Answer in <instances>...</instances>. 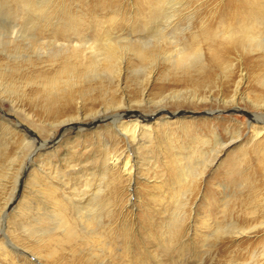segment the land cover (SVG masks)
<instances>
[{
    "label": "rangeland",
    "instance_id": "obj_1",
    "mask_svg": "<svg viewBox=\"0 0 264 264\" xmlns=\"http://www.w3.org/2000/svg\"><path fill=\"white\" fill-rule=\"evenodd\" d=\"M148 1L0 0V37L11 32H27L41 42L53 41L55 35L62 41L64 27L71 17L77 21L83 19L86 26L80 33L86 32L94 40L103 33L99 28L117 11L120 26L114 27L115 30L138 32L137 24L140 27L147 17V12L143 13ZM178 1L183 4L179 10L196 5L195 18L186 21L177 12L176 19L180 20L174 19L167 27L169 35H163L147 49L154 59L142 62L134 55L141 41L136 44L132 41L130 49H135L124 55L129 68V78L123 83L125 106L139 111L143 117L157 114L152 122L156 135L149 146L147 144L136 153L137 158L132 162L136 169L131 182L123 172L104 169L107 150L121 153L127 148L126 142L119 143L109 133L113 132L108 130L112 121L96 122L87 118L76 128L51 126L56 123L54 111L57 106L65 108L61 105L66 100L60 97L56 100L41 80L54 77L56 68H46L49 66L45 63L49 61L45 56L39 60L29 52L31 58L28 60L24 41L14 43L18 49L11 43L8 53L0 42V82L14 92L6 94L0 90V245L4 243L10 247L6 252L11 254L10 260L0 254V264H264V135L258 140L252 136L253 127H264V102L261 103L264 101V51L237 49L226 37L227 31L236 32L240 25L249 23L248 20L258 21V32L264 34V5L257 4L238 19L233 12L242 6V0ZM168 36L178 38L179 47L186 46L188 54L196 53L198 48L205 51L206 66L210 60L208 53H215L214 50L220 54L232 48L241 50L230 53L229 61L234 65L232 77L227 78L225 71L214 66L205 77L200 66L185 70L165 62L158 54L160 48L175 47ZM69 57L65 55L58 62V67L65 72L66 68L67 72L71 69L67 64ZM149 62L155 63L156 71L153 69L154 77L144 85L146 103L140 107L136 104L143 99L140 82L146 77L144 73L133 74V69L148 67ZM79 70L81 73L84 69ZM258 76L262 80H258ZM75 81L74 98L83 99L85 115L90 114L93 104L102 111L109 106V98L120 100L121 95H114L113 86L109 87L106 80L90 84L81 82V85L77 78ZM102 89L109 90L110 94H102ZM177 90L183 92V99H170L169 94ZM196 95L205 100H191ZM163 96L165 102L157 104ZM48 98L50 103L51 100L59 101V105L50 106ZM231 100L234 106L224 103ZM148 101L152 103L147 105ZM257 103L262 106L257 108ZM180 105L188 112L187 118L172 117L169 129L158 128V122L167 117L160 108L172 114ZM136 120H139L137 116L125 118L127 122ZM14 127L30 130L36 138L27 144L29 140L26 141ZM213 134L220 143L217 144ZM201 139L209 143L205 145ZM188 166L203 177L196 179L192 175L182 182L181 169L189 170ZM113 174L119 178L115 184L111 183ZM60 175H66L64 181L58 179ZM83 175L93 181L92 185L86 181L93 188L87 190L85 196H76L85 189L84 179L76 182ZM103 178L107 189L95 194L96 184ZM52 186L58 190L55 197H52ZM75 189L79 191L76 194ZM94 196L101 201L111 199L114 205L111 210L107 207L101 212L95 234L94 228L84 229L79 211ZM57 198L62 200L67 218L75 226L76 238L70 242L65 241L68 228L55 224ZM81 199L85 203L80 205ZM44 232H49V237L40 241ZM235 232L243 235L236 236Z\"/></svg>",
    "mask_w": 264,
    "mask_h": 264
},
{
    "label": "bare ground",
    "instance_id": "obj_2",
    "mask_svg": "<svg viewBox=\"0 0 264 264\" xmlns=\"http://www.w3.org/2000/svg\"><path fill=\"white\" fill-rule=\"evenodd\" d=\"M242 1H243V3H241L242 6L237 7L236 8L237 10H234V12H233V15H235L238 19H239V17H242L244 14H246L250 9H252L257 4L258 5H264V0H242ZM236 2H239V1H236ZM180 3H182V2H180L178 0H150V1L146 2V11H144L143 14L145 15L146 14L145 12H147V17L146 18H144V16L142 17L144 19H143V23L140 27L137 24L136 29L138 30V32H118V30H115L114 27L120 26V24L117 23V18L120 17V13L117 11L114 13L113 18L108 19L105 22L104 26L102 28H99V30L101 29V32L103 31V33H100L99 36L94 37V40H92V38L87 35L88 33H86V32H84V34L80 33V30L86 26L83 19L80 21L79 20L77 21L71 17L68 18L69 19L68 25L66 27H64L65 28V30H63L64 39L62 41H59V39L57 38L58 36L55 35L53 41L48 40L47 42H41L42 40H40V41L37 40V36H35L33 33H27V32H23L20 34L11 32L10 34H7L4 37H0V42L3 44V47L6 48L4 50L5 53H8L7 50H8V47L11 46L10 45L11 43L13 45H15L14 43L18 44V42L24 41L25 42V45L23 46V47H25L24 53L27 54L26 58L28 60L31 58L29 52L33 56L35 55L39 60H41L42 57L45 56V59H47L49 61L48 64L45 63V65L49 66V67L46 66V68H49V69L50 68H53V69L56 68L57 71H56L54 77H48V78L42 79L41 81H43V83H44V85H43L44 88H47L48 90L53 92L52 94H54V96H56V100H57V97H60L63 101L66 100L64 105H61V104L60 105L66 106L68 109L66 107L65 108H58L60 106H57L56 111H54L55 115L53 118L56 123H53L51 126H56V128L57 127H60V128H66V127L76 128L79 124L83 123L87 118H92V120L96 121V122H100V120H102V119H108L109 121L110 120L112 121L113 124H112V126H110L108 128V130L112 129L113 132H109V133H112V137L115 136L118 139L119 143L126 142L127 148L125 151H122L121 153H118L115 151L113 152V150H112V152L107 150L105 153V158H104V161H105L104 162V164H105L104 169L107 172L111 171L113 173L123 172V173H125L124 176L128 177L127 179L130 178V182L132 181L131 177L134 174V171L136 169L135 168L136 164H132V162L135 161L137 158L136 153L141 148L143 149L147 144L149 146V144H151V139H153V137L156 135V130L154 128L155 126L152 124V122L155 120L154 116H156L157 114H155L154 116H150V117H147V116L143 117L140 115L139 111H137V110L133 111L129 106H127V105L125 106L126 99L124 98V95H122V93H124V91H125L123 83L125 82V79L127 80L129 78V76H128V74H129L128 69L129 68H127V62H126L124 55L129 54V52H131L132 50L135 49V48L130 49L131 45H132V41H133V43L141 41L143 43H139L140 48H139V50L134 52V55L138 59H140L142 62H145L146 60H151L154 57V55H153V53L147 51V49L151 46V44H153L154 42H158L160 39H162L163 35L168 34L167 27H170L172 25L171 22L177 18V15H178V14L176 15L177 12H180L181 16L186 21H188V19L190 20V19L195 18V16H196V7L195 6L196 5L194 7H192V6L188 7L187 6L188 8L186 7L183 10H179V9H181V7H183V4H180ZM78 13H80V12H78ZM91 16H92V14H91ZM261 17H263V16H261ZM131 18H132V16H131ZM101 20L98 21L97 25L100 24ZM178 20H180V19H178ZM237 21L238 20H235L236 23H237ZM248 21H249V23H246V24L244 23V24L240 25L239 29L236 32H234L235 30L227 31L226 32L227 33L226 37L228 38L227 40H229L232 44H234L237 49H243L244 48V50H248V49L253 50V51L258 50V51L262 52V51H264V34L261 35L260 34L261 32L260 33L258 32V29H259L258 25H260V23L258 21H253V20H248ZM89 23H90V21H89ZM129 25L131 26L132 23L128 24V27H130ZM89 28L91 29L92 25L89 26ZM175 29H177V28H175ZM133 34H137L136 37H133ZM177 34H179V32ZM217 34L220 35V31ZM93 35H94V33H93ZM167 39L169 40L170 44H172L173 46L175 45V47L170 49V50H164V49L160 48V51L158 54L161 55V57L163 58V60H165V62H171L172 65L180 66L181 68H183L185 70L197 68L196 66H200V69L202 70L203 74L205 75V73H206L205 77L210 75V73L212 71L211 67L214 66V67H217L218 69L220 68L223 71H225V73L227 74V78L232 77V70H233L234 65L232 64V62L229 61L230 53L231 52L236 53V52H239L241 50H237L235 48H232V49H228V51H223L222 54H220V52L218 50L217 51L214 50L215 53H213V51L208 53L210 60H209V64H208L209 66H206L207 65L206 64L207 53L205 51L200 50L198 48L196 50V53L188 54L187 53L188 48H186V46L185 47L184 46L179 47L180 46V40L178 38L168 36ZM34 42L37 43V44H35V46H34ZM2 44H1V46H2ZM246 46H248V47H246ZM14 48L18 49L19 47H18V45H15ZM189 48L191 49V47H189ZM21 49H23V48H21ZM258 51H256V52L258 53ZM22 53H23V51H22ZM19 54L21 55V53H19ZM65 55L70 56L69 57L70 61L67 64H70L71 69L67 72L68 68H66L67 73L65 72L64 68L58 67V64H60L58 62L60 60L64 59ZM154 65H155V63L150 64V62H149L148 67H138L137 69H133V74L144 73V76L146 77L142 82H140V85H142L141 86L142 87V89H141L142 96L141 97L143 99H141L140 102L136 103L140 107L142 106L143 103H146V100H145L146 89H145L144 85L146 82L150 81L154 77V74H155L154 73V70H155ZM172 65H171V67H172ZM79 68L84 69V70L83 71L81 70L82 72L79 73L80 72ZM145 68H147V70L149 69V71L144 70ZM194 70H196V69H194ZM206 70H209V71H206ZM217 71H220V70H217ZM64 72L66 73L65 74L66 78L62 77V74ZM172 72H173V70H172ZM79 74H80V76L78 77ZM135 76H137V75H135ZM76 78L80 81V85H81V82L84 84H86V83L90 84L92 81L106 80L108 82L109 87L113 86L112 93L114 95H118V94L121 95L120 100L118 102H116L118 100V98H114V97H113L114 99L109 98L111 103L108 102L109 106L106 104L108 106V107L106 106L107 109L106 110L102 109V111L98 110L95 107V105L93 104V106L90 108V111H89L90 114L85 115V113H84L85 104H84L83 99L82 98L81 99H78V98L75 99L74 98L75 96L73 93V89H75V87L77 86V84L75 83ZM200 78H201V76H200ZM209 79H210V77H209ZM257 79L262 80V77L258 76ZM194 87H196V86H194ZM101 88H103V87H101ZM147 88H148V85H147ZM0 90L6 94H10V93L14 94L12 89L9 88L7 85L4 86V84L2 82H0ZM104 92L106 95L110 94L109 90L104 91V89H102V94H104ZM81 93L79 91V95ZM81 97H82V95H81ZM163 97L159 98V100L157 101V104H163L165 102L166 99H165V97L164 98ZM168 97L172 100L178 101L180 99H183L184 94L182 91L177 90V92L173 91L172 93H170ZM197 97H199V96H197V95L193 96V99H191V97H189V100L190 99L195 100L194 98H196V100H198L199 102L202 100H205V99H199ZM126 98H127V96H126ZM184 99H186V98H184ZM51 102L52 103H50V99L48 98L47 103H49V105L51 104L50 106H52V107L56 106L55 104L59 105V103H58L59 101L51 100ZM263 102L264 101H262L261 103H263ZM151 103H152V101H148L147 105H150ZM224 103L227 104L228 106H232L233 104H235L233 100L228 101V102L225 101ZM255 106L258 108L262 105L257 103ZM102 108H103V106H102ZM183 108H185V107L180 105V107L176 110L175 113L170 114V112H167L164 107H161L160 112L167 115V117L163 120H160V122H158V128L169 129L171 126L170 119H173V118L175 119L179 116H185L186 114H188V112H186V110H184ZM72 109H74L76 113L72 114ZM109 112H111V113H109ZM130 116H137V118L139 120L131 121V122L125 121V118H127V117L129 118ZM168 117H170V118H168ZM154 123H156V122H154ZM180 124H179V126L182 125V124L181 125ZM204 126H206V125H204ZM14 129H17L18 133L21 132L26 141L29 140V142L27 144H31L32 139L36 138L35 134L30 130L23 129V131H22V130H19L17 127H14ZM158 132H159V130H158ZM164 134H165V132H164ZM213 135L216 138L217 144L220 143L221 140L217 137V135L216 134H213ZM263 135H264V127H259V128L253 127L252 136H253L254 140H258ZM200 141H202V143L205 145L209 143L208 140H202L201 139ZM119 143H117V144L119 145ZM253 143H255V142H253ZM47 146H49V144H46V147ZM197 147H198V145H197ZM217 156H219V155H217ZM178 160H179V158H178ZM203 161H205V159ZM177 163H179V162L177 161ZM186 166H187V164H186ZM188 169L189 170L186 169V171H184L185 169L184 170L181 169L180 173L182 176L181 178H183L181 180L182 182L184 179H187L189 176H192V175H195L196 179L203 177V174H201V173L198 174V173H196V171L195 172L191 171L190 167ZM80 171H82V170H80ZM102 173H103V171H102ZM109 174H110V172H109ZM74 175H77L76 172H74ZM113 175H114V177L111 179V183L115 184L119 178H117L116 174H113ZM65 176L60 175V176H58V179L60 178L59 180L64 181ZM69 177H72V176H69ZM93 178H94V175H92V179ZM83 179H84V183L83 182L82 183H83V186H85V189L82 190L81 193L77 194L76 196H85L84 193L85 192L88 193L87 190L93 188V187H91V185L93 184V181L91 179H89V177L87 178L86 175L81 176V179L77 180L76 182L78 183V181H83ZM87 180H89L91 185L89 184V182H86ZM69 181H71V180H69ZM104 184H105V182H104V178H103V179H101V181L98 184H96V187H95L96 189H94V190H96L97 193L95 192V194H100V193L104 192L103 190L107 189L104 186ZM110 185H109V187H110ZM65 186L66 185L63 184V187H65ZM51 189H52V197L53 196L55 197L57 195L58 190L54 186H52ZM50 190H47V191L50 193ZM76 192L78 193L79 191L76 190L74 193L76 194ZM64 195H65V193H64ZM70 195H73V193ZM97 196H99V195H97ZM97 196L91 197L88 201L89 203L85 206L83 205L84 207L82 206V208H80V210H79L80 211V220H81V222H83L84 229L94 228V232H93L94 234L98 232V231H96V226H97L98 219H100V216L102 214L101 212L105 211L107 207L108 208L110 207L109 208L110 210L114 207L110 198H109L110 200L105 199L104 201H101V199L98 198ZM57 199L59 200V202L58 201L54 202V211L57 214L54 216V218L57 219V222H55V224L59 228H64V229L68 228V230H66L67 237H65V241L70 242L76 238L75 226H74L72 220L67 218V214L65 213L66 207H64L62 200H60L59 198H57ZM83 202H84V200L81 199V202L79 204L81 205V204H83ZM7 206H8V204L6 205V207ZM3 210H4V208H3ZM3 210H2V213H3ZM40 221L37 220L38 223ZM82 231H84V230L82 229ZM48 233L49 232L42 233L40 236L41 238L39 240L40 241L45 240V239H43L44 237L48 238L49 237ZM236 234H239L240 236L243 235V233H241V232H235V235ZM99 236H100V234H99ZM0 246H1L0 247V254H2V256L5 259H9V258L11 259V254L8 253L9 251L6 252L7 251L6 249H8L10 247L7 248L4 243L1 244ZM12 250H11V252H12ZM19 263L20 262H18V264ZM10 264H15V263L11 262Z\"/></svg>",
    "mask_w": 264,
    "mask_h": 264
}]
</instances>
